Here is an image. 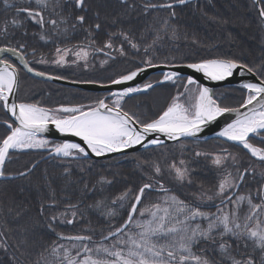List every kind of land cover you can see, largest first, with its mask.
<instances>
[{
	"label": "snow or ice",
	"instance_id": "6c2138e0",
	"mask_svg": "<svg viewBox=\"0 0 264 264\" xmlns=\"http://www.w3.org/2000/svg\"><path fill=\"white\" fill-rule=\"evenodd\" d=\"M192 2L117 0L118 11L102 14L94 7V0H19L14 5L4 0L6 6L15 7L16 15L0 23V40L5 42L0 46V111L5 114L0 118V179H14L7 173L6 165L17 153H47L64 165L59 185L47 171L43 174L44 183H36L35 216L25 217L29 209L21 207L14 196L4 193L7 201L0 199V252L8 254L13 248L12 264H264V147L255 146L264 145V52L258 62L251 63L231 56L188 63L178 62L174 56L160 60L157 52L164 37L179 39L173 26L176 8ZM255 3L264 5V0ZM165 10L166 18L159 15ZM133 13L152 16V26L145 27L139 39L131 28L123 27L105 31L100 38L106 23L116 25ZM258 15L264 30V6L259 7ZM157 23L160 27H155ZM77 28L87 33V43L57 45L55 37H67L69 29ZM148 32L152 33L150 39L145 35ZM40 42L51 43L54 54L40 52ZM129 49L139 55V63L134 69L109 78V86H123L120 90H110L90 103L72 106L44 107L39 102L17 100L20 69L9 57L18 58L23 69L36 77L60 80L62 76L49 75L33 65L64 66L74 57L71 63L83 61L82 66L87 68L90 56L95 58V54L102 53L107 57L101 61L103 67L117 59L112 53L128 58ZM29 52L31 63L25 58ZM181 68L201 73L214 82L227 81L234 75L253 76L258 82L241 83L244 99L239 107H232L224 102L228 97L218 99L211 88L191 76L185 80ZM152 69H160L162 79H148L135 86L130 83ZM75 83L105 86L93 79ZM165 85L175 89V94L158 113L147 116L128 110L130 100ZM227 114L235 118L216 135L247 150L260 163L242 165L227 147L214 156L195 151L196 157H212L219 179L211 187L201 184L192 201L170 194L164 181L191 185L194 169L183 158L169 159L164 151L168 147L166 141H180L183 149L186 141L198 139L207 126ZM53 129L80 142L47 139L45 134ZM138 148L151 152L160 149L156 158L133 157L141 171L138 185L125 187L109 200L103 193L112 179L106 175L94 181L86 178L94 167L90 157H127L129 150ZM37 164L31 163L18 175L31 182L30 174ZM76 172L81 175L73 179ZM154 193L164 195L153 200ZM93 213L103 217L107 225L99 229V239L95 235L97 228L89 219ZM81 221L89 227L75 232ZM40 224L54 239L41 243L43 237L35 232ZM14 232L20 234L19 239L10 244Z\"/></svg>",
	"mask_w": 264,
	"mask_h": 264
},
{
	"label": "trees",
	"instance_id": "16d2710c",
	"mask_svg": "<svg viewBox=\"0 0 264 264\" xmlns=\"http://www.w3.org/2000/svg\"><path fill=\"white\" fill-rule=\"evenodd\" d=\"M15 3L17 2H11L13 5ZM94 7L98 8L102 14L105 12L114 14L118 11L117 0H94ZM176 12L177 16L173 21V26L177 29L179 39L172 40L167 36L164 37L160 42L157 52L160 60H163L165 56H174L178 62L183 63L216 56H231L248 63H251L253 60L258 62L261 59V53L264 52V43H262L264 41V30L260 26V17L253 0H198L186 6H178ZM15 15V7H8L4 2H0V23L5 19L10 21ZM88 15L92 17L93 13L89 12ZM159 15L166 18V10L161 11ZM151 26L152 16L145 17L139 13H133L130 18L123 19L116 25L106 23L105 28L101 31L100 38H103L105 31L117 30L123 27L125 29L131 28L137 39H139L145 27ZM155 27H160V24L157 23ZM145 35L150 39L152 33L148 32ZM29 38L31 39V36ZM87 39V33L80 28L76 30L69 29L67 37H55L57 45L61 47L85 44L87 43ZM4 43L3 40H0V46H4ZM40 44L42 45L39 49L40 52L46 55L54 54V48L51 43L45 45L44 42H40ZM112 54L117 59L110 60L109 64L103 67H101V61L107 59V57L102 53L95 54V58L91 57L89 61L90 66L87 68L83 67V64H70L66 67H59L53 64H34L33 66L38 70L46 71L48 74L59 75L64 79L72 81L93 79L107 84L110 77L126 70L134 69L135 65L139 63V55H133L131 49H129L128 58L120 57L118 53ZM26 58L32 61L30 52L26 55ZM161 77L160 75H155L150 79L154 81ZM20 79L18 101L39 102L44 107L78 105L80 103L87 104L96 97L105 96V94L85 92L39 81L21 71ZM174 94L175 89L169 85H165L155 92H150L138 99L130 100L127 108L133 112L140 111L147 116H152L165 107L168 98ZM215 94L218 99H222L225 96L228 97L224 102L232 107H239L240 101L244 99V90H241L239 87L220 88L215 90ZM4 115L0 111V118H3ZM0 134H2V129H0ZM180 143L167 145L168 147L164 151L168 154L169 159L175 156L177 161L183 158L190 162V167L194 169L192 172L193 183L191 185L187 183L181 185L171 179H166L164 183L171 190L170 194H174L186 202L193 200V193L199 191L201 184L205 187H211L219 179V171L211 162L212 157H196L194 155L195 151L208 152L214 156L219 154L222 148L227 147L229 151L240 158L242 165H248L250 162L255 165L260 163L252 159L240 147L220 139L186 141L183 149H181ZM159 155L160 149H157L155 152L143 150L129 154L127 157L119 156L100 161L90 160L94 167L90 170L91 176L86 178L94 181L98 176L106 175L112 179L113 183L106 185L103 193L110 200L119 195L125 187H133L141 182V171L137 167V160L133 158L134 156L143 160L145 157L156 158ZM44 156L45 154L41 155L39 152L17 153L16 157L6 165L7 173L17 175L20 171L26 170L27 166L31 163L42 160ZM63 167L64 165L57 160L49 158L38 163L34 172L30 174L31 182L24 177L0 180V199L5 202L7 201V197L3 195L4 193L14 196L16 202L21 207L29 209L25 213V217L35 216L38 203L37 192L35 190L36 183H44L43 174L47 171L49 177L59 185L61 183L60 178ZM231 170L235 173V169ZM80 175L79 172H76L73 179L78 178ZM257 179H259L258 176ZM163 195V193H154L152 199L156 200ZM112 207L116 206L113 205ZM212 210L214 211L215 209ZM89 219L92 226L97 228L95 235L99 239V229L107 227L104 218L93 213ZM10 223L14 222L10 220ZM88 227L87 223L81 221L80 227L75 228L74 231L80 232L82 229H87ZM68 230L73 231L72 226H68ZM35 232L43 237L41 243L54 239V236L47 231L43 224L38 225L35 228ZM19 235L18 232H14L9 243L14 244L15 240L19 239ZM12 252L13 248H9L8 254L0 252V264H12Z\"/></svg>",
	"mask_w": 264,
	"mask_h": 264
},
{
	"label": "water",
	"instance_id": "95a60500",
	"mask_svg": "<svg viewBox=\"0 0 264 264\" xmlns=\"http://www.w3.org/2000/svg\"><path fill=\"white\" fill-rule=\"evenodd\" d=\"M257 5V4H256ZM258 7V11H259V7L260 5H257ZM9 59L11 61H13L23 72H25L27 75H29L30 77H33L35 79L41 80V81H46V82H51L60 86H64V87H69V88H73V89H79L82 91H87V92H94V93H106L108 94L109 91H117L120 90L123 86H109V84H106L105 86H100V84H80V83H75L73 81H67V80H47L45 78H41V77H36L34 75H32L31 73H28L25 69H23V66L20 62V60L16 57H9ZM160 69H152L149 70L146 74H144L141 77H138L136 81L130 82L133 86H135L136 84H142L143 82H145L150 76L152 75H157L160 74ZM181 76L183 78H187L189 76H191L192 78L198 80V82L208 88H211L214 92L215 89L220 88V87H225V86H238L241 83L244 82H258L256 80L255 77L253 76H249V75H245L243 77L239 76V75H234L233 77L229 78V80L227 81H223V82H214V81H210L208 79H205L203 77V75L201 73H195L193 70L191 69H187V68H181L179 69ZM241 111H244V109H241ZM234 116H231L230 114H227L225 117H221L219 118L218 122H215L209 126H207L204 130V132L199 134L198 139H191L192 141L194 140H206V139H215V138H219V139H223L220 138L216 135V133L218 131H220L222 129V127L228 123L231 122V119H234ZM45 137L49 140H53V141H63L65 139H70L73 142H77L79 143L80 141L78 140V138H74V137H64L61 134H59L58 132L55 131V129H53L52 131H50L49 133L45 134ZM176 142H180V141H166V144H172V143H176ZM145 150L143 148H138V149H131L129 150V154L130 153H135L138 151H142ZM117 156H122V154H114L112 156L109 157H95L92 156L90 157V159L92 160H106V159H111ZM49 156H47L46 158H48ZM16 177H20L19 175Z\"/></svg>",
	"mask_w": 264,
	"mask_h": 264
},
{
	"label": "rangeland",
	"instance_id": "374dc122",
	"mask_svg": "<svg viewBox=\"0 0 264 264\" xmlns=\"http://www.w3.org/2000/svg\"><path fill=\"white\" fill-rule=\"evenodd\" d=\"M74 57H70L69 58V63H67L66 65H64V66H60V67H66V66H68V65H70V64H73V63H71V59H73ZM79 63H83V61H80Z\"/></svg>",
	"mask_w": 264,
	"mask_h": 264
},
{
	"label": "flooded vegetation",
	"instance_id": "af4514ba",
	"mask_svg": "<svg viewBox=\"0 0 264 264\" xmlns=\"http://www.w3.org/2000/svg\"><path fill=\"white\" fill-rule=\"evenodd\" d=\"M13 1L19 2V0H10V3L13 2ZM0 2H4V0H0ZM90 58H91V56H90ZM26 59H27V58H26ZM29 61H30V63H31V60H29Z\"/></svg>",
	"mask_w": 264,
	"mask_h": 264
}]
</instances>
